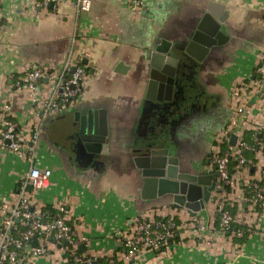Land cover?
<instances>
[{"label": "crops", "instance_id": "obj_1", "mask_svg": "<svg viewBox=\"0 0 264 264\" xmlns=\"http://www.w3.org/2000/svg\"><path fill=\"white\" fill-rule=\"evenodd\" d=\"M39 1L0 0V112L10 101L14 117L26 123L28 94L13 88L14 76L36 66L61 68L85 55L83 96L42 123L36 157L52 176L51 185L35 195L46 210L65 205L82 238L78 251L94 264H264V215L247 191L248 183L261 175L263 149L247 152L246 167L231 162L233 183L225 198L240 228L225 231L217 189L196 215L175 207L170 195L145 198L133 153L144 136H151L170 146L184 168L208 173L214 171L210 157L217 146L215 135L233 120L244 122L237 139L254 142L256 131L264 137V102L260 95L252 102L258 93H251L264 53V0H142L140 12L135 0H91L87 12L79 11L73 0L57 9L39 6ZM210 7L224 16L228 38L199 62V82L188 99L176 109L174 101L162 108L163 101L147 98L148 55L163 38L184 40ZM82 108L103 109L107 116L105 152L95 160L78 152L85 141L78 135L75 112ZM29 168L30 163L0 142V201L14 202ZM141 214L174 218L182 228L167 248L128 261L126 235ZM69 260L61 244L51 240L49 255L31 264H74Z\"/></svg>", "mask_w": 264, "mask_h": 264}, {"label": "built area", "instance_id": "obj_2", "mask_svg": "<svg viewBox=\"0 0 264 264\" xmlns=\"http://www.w3.org/2000/svg\"><path fill=\"white\" fill-rule=\"evenodd\" d=\"M64 1L66 0H40L37 5L57 9ZM73 2L81 12L89 11L92 5L91 0ZM142 7V0H135L136 11L140 12ZM1 33L0 16V36ZM83 57L76 61L69 59L61 68L36 66L23 75L14 76L13 88L24 90L28 94L26 123L20 124L14 117L10 101H5L1 106L0 142L9 151L30 163V168L24 175L23 184L14 202L9 204L4 199L0 201V264H31L34 259L49 255L51 240L61 244L70 262L94 264L92 257L78 251L79 240L82 238H78L70 224L65 205L60 204L55 211L46 210L35 195L38 190L51 185L52 176L51 169L42 168L36 162L41 125L50 117L64 113L83 96L88 81V67L82 62ZM261 58L262 63L256 68L259 77L255 80L251 93H260L264 102V53ZM241 125L233 120L229 127L216 133L217 146H214L210 157L214 170L218 172L216 189L221 196L218 210L223 231L230 229L236 222V216L229 210L225 198L228 191L226 187L233 183L231 162L237 161L243 168L249 163L247 152L255 153L263 149L264 153V137L259 135V131L254 133L253 143L242 136L235 144H230L231 134H238ZM223 143L227 144L224 150ZM29 185L33 187L32 191L28 190ZM247 187L252 191V201L264 215V167L260 177L250 181ZM181 228L174 218L153 219L141 214L126 235L124 258L128 261L134 260L146 251L167 248Z\"/></svg>", "mask_w": 264, "mask_h": 264}, {"label": "water", "instance_id": "obj_3", "mask_svg": "<svg viewBox=\"0 0 264 264\" xmlns=\"http://www.w3.org/2000/svg\"><path fill=\"white\" fill-rule=\"evenodd\" d=\"M224 21V16L210 7L184 40L161 39L148 55L151 73L147 98L172 101L175 97L181 104L188 99L190 92L185 94L187 84L184 81L187 72L194 61L202 62L215 46L225 43L229 31ZM259 95H255L252 102ZM75 119L80 122L78 135L85 141L89 157L95 160L96 155L105 152L109 135L107 116L103 109L82 108L75 112ZM236 140V134H233L232 143L235 144ZM133 153L143 178L145 198L170 195L175 207L184 206L192 215L210 201L216 189L217 171L198 173L184 168L179 155L171 153L170 146L155 141L151 136H144L142 146L135 147ZM27 188L33 190L30 185Z\"/></svg>", "mask_w": 264, "mask_h": 264}, {"label": "flooded vegetation", "instance_id": "obj_4", "mask_svg": "<svg viewBox=\"0 0 264 264\" xmlns=\"http://www.w3.org/2000/svg\"><path fill=\"white\" fill-rule=\"evenodd\" d=\"M199 62L198 63H196L195 61H194V63H192V67L188 70V72H187V77L185 78V82H186V84H187V91L185 92V94H187L188 95V93L189 92H191V89L192 88H195L196 86H197V83L199 82L198 81V70H199ZM184 94V95H185ZM175 95H177V94H174V96ZM177 99V98H176ZM173 101H174V105H173V109H176L178 106H179V103H181V101L180 100H175V97H173V100L172 101H166V100H163V105L161 106L162 108H166V105L167 106H170V105H172V103H173ZM156 103L158 104L159 103V101H156ZM157 104H155V107L156 108H158L159 106L157 105ZM169 108V107H168ZM180 111H182V110H180ZM169 112H170V109H169ZM173 112V111H172ZM181 113V112H180ZM180 113H176V114H180ZM182 117L181 116H179L178 117V119H181ZM79 150H78V152H80V153H82V154H85L87 157H89L90 155H89V152L87 151V149H86V147L84 146V144H81V145H79Z\"/></svg>", "mask_w": 264, "mask_h": 264}, {"label": "trees", "instance_id": "obj_5", "mask_svg": "<svg viewBox=\"0 0 264 264\" xmlns=\"http://www.w3.org/2000/svg\"><path fill=\"white\" fill-rule=\"evenodd\" d=\"M263 62H264V61H263ZM251 143H253V141H252ZM226 148H227V144H226V143H223V145H222V149L224 150V149H226ZM246 155H247V154H246ZM226 189L229 190L230 187L227 186ZM247 191L249 192V195L251 196V195H252V191H250L249 188H247ZM228 208H229V207H228ZM233 209H234L233 207H230V208H229V210H230L232 213H235V210H233ZM177 223H179V222H177ZM235 227H237L238 229L240 228V226H239L238 224L233 223V224L231 225L230 229L233 230V228H235ZM241 228H242V227H241Z\"/></svg>", "mask_w": 264, "mask_h": 264}]
</instances>
